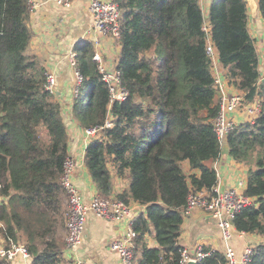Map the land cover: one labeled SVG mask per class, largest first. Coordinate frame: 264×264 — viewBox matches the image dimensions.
Returning a JSON list of instances; mask_svg holds the SVG:
<instances>
[{"label":"trees","instance_id":"obj_1","mask_svg":"<svg viewBox=\"0 0 264 264\" xmlns=\"http://www.w3.org/2000/svg\"><path fill=\"white\" fill-rule=\"evenodd\" d=\"M118 1L117 67L129 94L111 104L93 41L80 40L75 59L83 81L70 114L83 128L104 124L108 114L114 119L89 141L85 165L100 195L115 193L145 206L133 221L135 264H182L179 238L188 195L210 191L217 181L208 161L223 148L213 124L220 97L208 38L225 78L244 92L246 102L261 101L254 122H239L226 142L230 154L249 165L244 193L251 201L236 213L235 227L264 237V80L247 0H212L207 14L202 0ZM258 2L264 20V0ZM30 20V0H0V181L8 196L0 205V240L22 239L33 264H74L65 255L62 234L69 209L62 174L70 137L63 104L45 85V60L30 50ZM184 160L200 175L187 174ZM115 176L128 178L119 193ZM152 233L156 246L147 241ZM203 250L210 254L197 264H228L224 251ZM0 264L8 263L0 258ZM249 264H264V242Z\"/></svg>","mask_w":264,"mask_h":264},{"label":"crops","instance_id":"obj_2","mask_svg":"<svg viewBox=\"0 0 264 264\" xmlns=\"http://www.w3.org/2000/svg\"><path fill=\"white\" fill-rule=\"evenodd\" d=\"M30 1V25L34 30L30 50L42 57L45 60L47 70L53 71L56 75L55 95L64 107L63 111L70 137L69 150L70 153L82 157L85 155L87 148L85 135L83 127L71 117L70 109L74 96L73 88L76 84V67L73 63L78 53L76 44L86 38L93 41L98 35L93 29V14L89 8L90 0H71L70 6H65L56 0ZM211 2L212 0H202V6L206 14ZM248 25L257 40L258 52L261 58V80H264V20L261 17L260 9L256 15L249 11ZM101 40L106 63L108 66H116L120 44L110 36H101ZM212 71L214 76L219 74L225 77V69L219 58L212 64ZM237 116L241 119L244 118L241 114H237ZM245 118L242 121L246 120ZM226 150L223 147L218 158L209 160L208 164L216 169L217 177L221 178L222 185L225 188L238 187L241 191H244L248 182L249 165L235 159L229 152V146L228 151ZM182 165L189 175L193 173L200 175L201 173L199 168H192L187 160H184ZM75 181L83 194L85 202L88 203L92 196L98 193V188L86 165L76 172ZM127 186V177H114V191L119 193ZM66 200L68 202V197ZM129 204L133 206L134 214L131 219L124 222L100 217L89 210L83 232V242L76 249V257L73 260L80 259L83 264H122L120 255L113 251L108 243L111 239L124 235L129 223H132L133 226L134 219L141 213L146 212L145 206L134 200H131ZM65 229L67 230V223ZM147 241L149 245H157L153 233L147 235ZM179 242L183 248L191 253L199 249L224 251L225 245L216 219L201 208L193 209L184 217ZM262 242H264L262 235L238 230L235 231L232 239L239 257L243 254L247 245ZM69 253L65 251L66 256Z\"/></svg>","mask_w":264,"mask_h":264},{"label":"built area","instance_id":"obj_3","mask_svg":"<svg viewBox=\"0 0 264 264\" xmlns=\"http://www.w3.org/2000/svg\"><path fill=\"white\" fill-rule=\"evenodd\" d=\"M65 6L71 5V0H56ZM90 11L93 14V29L98 34L93 40L94 55L97 61L98 69L102 74V79L109 91L111 104L116 101H122L127 98L129 92L123 83L121 70L115 66H108L104 55V47L101 36H110L117 40L121 34V6L118 0H90ZM209 27L205 26L208 30ZM207 51L211 56L212 64L219 58L216 47L211 38L207 40ZM76 67V84L74 86V95L79 91L83 74L76 66V59L73 61ZM215 85L219 90L220 109L213 120L214 131L217 135L221 147L226 142L228 134L235 126L242 121L254 120L261 112V101L259 98L252 102L245 101L244 92L232 85L228 79L219 74H215ZM46 88L51 93H55L56 75L53 71H47ZM110 110V109H109ZM237 114L244 116L239 118ZM114 119L108 114L104 124L83 128L85 141H89L100 134V131L107 126H112ZM85 165V155L79 157L70 153L64 164L62 174V184L68 195V220L66 236V257L73 260L76 257V249L83 242V232L89 210L96 215L124 222L131 219L134 214V208L117 194L108 196L96 193L90 201L85 202L80 188L75 181V174ZM3 184L0 181V205L8 201V196L2 193ZM251 198L238 187H227L222 185L220 177H217L216 183L211 190L206 188L191 191L188 195V201L183 209L184 217L193 209L201 208L211 214L217 221L220 228L222 239L224 241V253L228 264H249L252 255L259 244H249L246 246L241 257L238 256L236 248L232 243L235 231L237 230L234 222L236 213L246 204L250 203ZM137 231L129 223L125 234L115 237L108 243L109 247L120 255L122 264H135L137 252ZM73 252V254H72ZM210 251L199 249L196 252H189L186 248L182 250L181 263L186 264L189 259L199 260ZM0 258H3L8 264H33L31 252L25 242L15 240L12 236L1 238L0 240ZM74 264H83L82 260H73Z\"/></svg>","mask_w":264,"mask_h":264},{"label":"water","instance_id":"obj_4","mask_svg":"<svg viewBox=\"0 0 264 264\" xmlns=\"http://www.w3.org/2000/svg\"><path fill=\"white\" fill-rule=\"evenodd\" d=\"M247 3H248V6H249V9L250 11L253 13V14H257L258 11H259V2L258 0H247ZM228 143L225 142L224 143V148L227 149L226 151H228ZM234 222V219L232 220ZM186 264H197V260L192 258V259H189Z\"/></svg>","mask_w":264,"mask_h":264},{"label":"rangeland","instance_id":"obj_5","mask_svg":"<svg viewBox=\"0 0 264 264\" xmlns=\"http://www.w3.org/2000/svg\"><path fill=\"white\" fill-rule=\"evenodd\" d=\"M83 195V194H82ZM68 196V195H67ZM68 201H69V199H68ZM62 234L64 235V240L66 241V236H67V230L65 229L63 232H62ZM21 241H23L22 239H21Z\"/></svg>","mask_w":264,"mask_h":264},{"label":"bare ground","instance_id":"obj_6","mask_svg":"<svg viewBox=\"0 0 264 264\" xmlns=\"http://www.w3.org/2000/svg\"><path fill=\"white\" fill-rule=\"evenodd\" d=\"M77 51V50H76ZM75 58H76V56H75Z\"/></svg>","mask_w":264,"mask_h":264}]
</instances>
